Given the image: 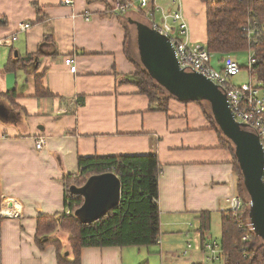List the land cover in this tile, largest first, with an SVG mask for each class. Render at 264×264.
I'll return each mask as SVG.
<instances>
[{
	"label": "crops",
	"instance_id": "1",
	"mask_svg": "<svg viewBox=\"0 0 264 264\" xmlns=\"http://www.w3.org/2000/svg\"><path fill=\"white\" fill-rule=\"evenodd\" d=\"M64 1L0 0V264H59L55 245L36 244L37 220L63 213L64 177L79 173V159L150 155L159 166L158 243L83 248L77 264H224L221 213L238 196L232 154L199 104L170 99L166 110L150 109L125 54L126 29L141 23L138 15L113 14L117 0ZM154 1L171 8V0ZM179 4L190 42L206 45L204 3ZM25 22L31 27L19 32ZM27 56L25 67L5 69ZM37 79L45 95H36ZM9 91L14 106L1 97ZM202 213L209 230L220 228L219 244L201 234ZM52 238L72 264L68 235ZM212 244L217 260L204 248Z\"/></svg>",
	"mask_w": 264,
	"mask_h": 264
},
{
	"label": "trees",
	"instance_id": "2",
	"mask_svg": "<svg viewBox=\"0 0 264 264\" xmlns=\"http://www.w3.org/2000/svg\"><path fill=\"white\" fill-rule=\"evenodd\" d=\"M206 11V48L208 53L221 61L224 57L237 53L254 51V64L250 74L264 86V35L255 42H251L243 28L257 23L264 25V0H200ZM6 24L5 18L0 16V27ZM128 36L126 29L125 54L127 60L134 67L136 86L140 94L146 96L150 102V109L164 111L170 99L178 98L171 95L159 85L149 74L140 61L128 51ZM27 56L18 61H9L5 69L16 71L32 60ZM37 78V77H36ZM15 91L1 94L10 105L14 106L12 98ZM36 95H45L36 80ZM181 101V100H179ZM186 102V101H181ZM202 107L212 128L219 139L233 156L234 170L237 175V194L244 207L235 218L230 211L222 212L221 251L224 264H264V241L249 229L240 228L249 218V196L244 187L240 167L234 153L231 141L219 129L210 106L206 102H193ZM79 173L64 177L65 195L64 209L70 211L67 216L62 213L59 217H42L37 220L35 242L38 247L53 244L57 248L59 264L68 263L60 254L59 240L52 238L58 231L66 232L68 245L74 255V262L79 261L83 248L107 247H144L158 243L160 238V224L158 212V161L156 156H118V157H90L79 159ZM113 173L121 184L119 204L102 219L85 224L75 212L81 207L83 199L74 195L70 188L81 187L94 175ZM69 200V205L65 201ZM200 232L204 235L209 231V215L201 214ZM2 218L0 217V225ZM52 236V237H51ZM247 236V239L244 238ZM51 237V238H50ZM263 242V243H262ZM145 264V263H143Z\"/></svg>",
	"mask_w": 264,
	"mask_h": 264
},
{
	"label": "water",
	"instance_id": "3",
	"mask_svg": "<svg viewBox=\"0 0 264 264\" xmlns=\"http://www.w3.org/2000/svg\"><path fill=\"white\" fill-rule=\"evenodd\" d=\"M136 26L137 49L141 63L171 95L186 102H206L222 133L231 141L240 167L244 187L249 196V219L254 233L264 241V153L258 138L233 120L226 97L206 77L179 68L169 41L148 26ZM71 192L83 199L75 215L85 224L105 217L120 201L121 184L113 173L94 175Z\"/></svg>",
	"mask_w": 264,
	"mask_h": 264
},
{
	"label": "built area",
	"instance_id": "4",
	"mask_svg": "<svg viewBox=\"0 0 264 264\" xmlns=\"http://www.w3.org/2000/svg\"><path fill=\"white\" fill-rule=\"evenodd\" d=\"M213 1V0H211ZM68 5L71 1H64ZM180 0H171V8L164 9L154 0H117L110 9L115 15L133 12L142 18L147 26L165 37L175 51V56L181 70L198 73L210 80L226 97L228 107L233 115L235 123L243 126V129L254 134L261 145L264 153V86L254 77L249 78L248 83L240 86H233L231 79L237 76L244 68L250 74L254 64V51L247 52L248 62L245 67H241L237 60L226 57L222 60L219 68H215L211 63V56L206 45L190 42L188 38V27L180 11ZM29 23H21L18 26L19 32H26L30 28ZM246 36L251 42H255L264 35V25L257 23L247 25L243 28ZM16 38L14 37L13 40ZM64 64L69 68L70 73L75 72V64L72 57H66ZM252 76V75H251ZM43 140L36 142V149L41 150ZM263 183H264V163H263ZM69 205L70 201H65ZM229 209L235 218L243 210L244 204L239 196L227 199ZM226 211V212H227ZM63 213L70 215L69 209L65 208ZM240 228L249 229L254 232L250 219L240 224ZM247 239V236L244 240ZM210 260H217L221 255L216 244L206 245Z\"/></svg>",
	"mask_w": 264,
	"mask_h": 264
},
{
	"label": "rangeland",
	"instance_id": "5",
	"mask_svg": "<svg viewBox=\"0 0 264 264\" xmlns=\"http://www.w3.org/2000/svg\"><path fill=\"white\" fill-rule=\"evenodd\" d=\"M136 19L139 20L142 25L147 26V24L141 18L140 19L136 18ZM136 35H137L136 28H134L133 26H129L127 29V36H128V42H129L128 43V47H129L128 51L130 52V54H134L135 55L134 57L137 59V49H136V42H135ZM138 58H139V56H138ZM214 58H216V56L211 55V63L215 68H219L220 66H216V64H218V63L214 62ZM231 58L237 60L238 64L241 67H245L247 65V62H248L247 52L233 54ZM220 63L222 64V62H220ZM249 78H253V76L249 75V73L246 71V69L243 68L237 76H235L231 79V83L233 86H240V85H243L245 83H248ZM58 232H60L62 234H66L63 231H58ZM207 234L211 235L212 239H214L218 243L219 237H220V228L214 226L212 229L209 230V232ZM67 243H68V240H67Z\"/></svg>",
	"mask_w": 264,
	"mask_h": 264
}]
</instances>
